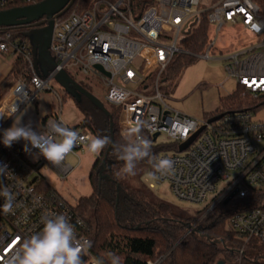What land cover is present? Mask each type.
Wrapping results in <instances>:
<instances>
[{"label": "built area", "instance_id": "1", "mask_svg": "<svg viewBox=\"0 0 264 264\" xmlns=\"http://www.w3.org/2000/svg\"><path fill=\"white\" fill-rule=\"evenodd\" d=\"M37 2L0 0V10L17 3ZM132 2L101 0L83 12L74 9L55 18L49 51L56 66L45 77L34 67L32 47L14 40L10 30L0 27V51L23 55L33 71L30 83L17 82L0 107V114L5 115L0 118V164L8 168L0 175V191L7 188L15 198L13 212L5 214V198L0 196V264H9L22 241L42 230L41 218L49 213L68 217L77 237L92 243L85 217L55 189L44 188L46 180L41 172L45 167H53L66 177L73 170L68 156H78L76 150L88 145V138L94 137L92 133L68 126L58 117L59 111L56 118L45 121L39 132L46 133L48 122L55 121L84 138L60 166L49 164L42 156L34 159L17 142L11 148L2 143L9 121L33 102L40 91L53 90L50 81L63 69L68 72V68H77L85 76L99 77L106 87L105 101L119 107L120 133L139 125L140 135L147 139L157 142L164 137L161 143L169 148L157 160L169 158L174 162L173 168L166 175L155 171L154 180L149 183L151 188L166 183L177 198L203 207L210 204L208 210L229 197L248 198L264 193V122L255 120L250 110L228 113L212 123L208 119L197 120L170 107L160 90L162 78L176 54L211 58L213 40L201 54L179 46L180 40L192 34L201 21V0H153L140 15L133 11ZM258 12L259 6L252 0H220L210 7L207 19L216 25L217 32L225 24H242L249 33L260 36L264 35V18ZM221 59L226 74L238 86L255 98L264 95V40L227 52ZM97 65L109 75L98 70ZM114 89L124 94L118 103L110 99ZM203 125L205 128L190 146L180 151V145ZM228 222L230 231L244 244L252 240L264 242L263 207L244 209L230 216ZM83 259L85 264H96L97 260L91 248ZM161 259L148 260L147 264H159Z\"/></svg>", "mask_w": 264, "mask_h": 264}, {"label": "trees", "instance_id": "2", "mask_svg": "<svg viewBox=\"0 0 264 264\" xmlns=\"http://www.w3.org/2000/svg\"><path fill=\"white\" fill-rule=\"evenodd\" d=\"M97 1L101 0H75L64 15L74 9L83 12ZM152 1L134 0L133 11L140 15ZM252 1L259 6L258 16L264 18V0ZM24 5L26 4L17 3L9 8ZM203 9L199 25L192 34L183 37L179 42L182 49L194 54L205 52L213 40L207 19L210 7ZM35 28L30 24L6 29L12 32L14 40H22L32 47L26 33ZM12 52L16 55L15 64L10 75L0 83V99L15 82L20 80L30 83L33 75L25 57ZM195 59L194 55L176 54L167 69L168 74L175 77L192 65ZM36 71L42 73L40 68ZM80 84L92 92L86 84ZM242 92L248 93L243 87L238 86L235 91L222 97L221 106L214 112L208 113L205 119L240 110L253 112L264 105V95L249 100L241 96ZM66 96L69 94L66 93L64 99ZM75 102L83 114V119L73 129L90 131L94 137L111 138V117L114 122L115 144L126 143L119 130V107L106 105L104 102L110 112V115H106L85 96L80 100L75 99ZM148 140L151 142L152 155L156 159L169 148L163 143L153 141L152 138ZM108 146L98 153L89 173L91 195L82 197L76 205L88 223L92 239L91 250L97 259H102L104 264H110L108 254L115 253L120 258V264H147L148 260H157L170 251L160 264H218L219 261H224V264L228 261H236L238 264H264V242L252 240L244 244L233 232L226 229V221L233 214L255 206L264 208V193L219 202L189 234H186L187 230L208 210L210 204L195 213H190L159 199L139 178L142 172L154 176L155 169L148 159L137 162L135 175L122 174L123 161L118 158L113 147L108 154L111 165L107 164L102 170V162ZM44 188L51 187L46 183ZM90 213L94 214L95 227L90 221ZM242 248H244L243 252H241Z\"/></svg>", "mask_w": 264, "mask_h": 264}, {"label": "rangeland", "instance_id": "3", "mask_svg": "<svg viewBox=\"0 0 264 264\" xmlns=\"http://www.w3.org/2000/svg\"><path fill=\"white\" fill-rule=\"evenodd\" d=\"M219 1L201 0V7L209 8ZM210 33L214 41V47L210 50L211 58L196 57L192 65L183 69L175 77L169 75L167 70V73H165L160 83V90L165 102L173 109L197 120H204L208 113L214 112L221 106L222 97L227 96L238 88L237 81L234 78H229L226 74L224 68L225 62L221 59L222 55L234 51L244 46V44L248 45L256 41L264 40V35L257 36L251 34L242 24H236L234 26L225 24L220 32H217L215 24H210ZM181 54L185 55L184 53ZM68 72L78 82L86 84L93 94L108 105L105 101L106 87L97 75L85 76L79 73L77 68H68ZM50 86L53 90L40 91L37 98L31 104H35V101L40 98L43 92H48V94L52 95L54 101L58 104V96L63 97L66 92L55 79L50 81ZM241 96L249 100L256 99L251 94L245 92H242ZM75 103L73 97L70 95L66 96L65 108L67 106H75ZM253 113L255 120L264 122V105L253 111ZM163 138L161 136L157 143H161ZM76 151L78 156L70 155L67 158V162L70 163L73 170L66 177L60 176L57 168L45 167L41 170L47 186L55 189L67 202L74 206L78 204V201L82 197H87L92 193L89 173L98 156V154H93L88 151V145ZM139 178L144 186L153 192L156 197L172 203L180 209L195 213L204 206L177 198L166 183L151 188L149 183L154 180V177L149 173L142 172L139 174ZM222 186L223 182L219 185V188H222ZM89 217L92 225L95 227L94 214L90 213ZM201 217L194 225H197L203 220L204 217ZM193 228H189L186 234H189ZM226 229L230 231L228 220L226 221ZM226 264H238V262L228 261Z\"/></svg>", "mask_w": 264, "mask_h": 264}, {"label": "clouds", "instance_id": "4", "mask_svg": "<svg viewBox=\"0 0 264 264\" xmlns=\"http://www.w3.org/2000/svg\"><path fill=\"white\" fill-rule=\"evenodd\" d=\"M123 95V92L114 89L110 99L118 103ZM4 116L0 114V118ZM47 129L46 133L37 132L30 124L22 125L19 119L3 131L2 143L5 147L11 148L15 142L23 140L26 154L34 159L42 156L49 164L60 166L66 156L84 138L71 128L55 121H49ZM121 135L126 141L123 145L113 144L108 136L90 137L88 151L98 154L112 144L118 158L123 161L121 173L126 175H135L137 162L146 158L160 175H166L171 171L174 162L169 158L157 160L152 155L151 142L140 135L139 125L124 129ZM7 171V165L0 164V175ZM0 196L5 198L2 211L5 214L12 213L15 199L12 193L4 188L0 191ZM41 222L42 230L22 241L9 264H85L83 257L92 247V243L77 237L68 217L63 214L49 213L41 218ZM108 256L110 264H120V258L115 253H109ZM96 264H104V261L97 259Z\"/></svg>", "mask_w": 264, "mask_h": 264}, {"label": "water", "instance_id": "5", "mask_svg": "<svg viewBox=\"0 0 264 264\" xmlns=\"http://www.w3.org/2000/svg\"><path fill=\"white\" fill-rule=\"evenodd\" d=\"M75 0H42L34 4L12 7L5 10H0V27H15L20 25H34L36 28L26 33L32 45L34 55V67L40 68L41 74L45 77L48 72L53 70L56 66V62L50 54V45L53 34L54 19L62 16L69 8L73 5ZM96 68L101 72L106 73L100 65ZM54 79L60 84L64 91L76 100H80L82 96L89 99L97 108L103 111L106 115H110L109 110L105 106L104 102L92 92L88 91L73 77H71L66 70L59 71ZM224 114L214 115L207 120L208 123L215 122L221 119ZM205 128L203 125L192 137L187 141L183 142L179 150L183 151L190 146L195 140L197 135ZM110 135L111 141L115 144L114 138V122L110 117ZM158 134H155L154 140H156ZM110 144L107 148L104 160L102 162L103 169L106 165H111L108 160V154L112 148ZM231 197L227 198L225 202L230 200ZM211 210V209H210ZM210 210L205 212L201 218H203ZM170 252V251H169ZM165 254L160 263L169 254ZM159 263V264H160ZM218 264H224V261H219Z\"/></svg>", "mask_w": 264, "mask_h": 264}, {"label": "crops", "instance_id": "6", "mask_svg": "<svg viewBox=\"0 0 264 264\" xmlns=\"http://www.w3.org/2000/svg\"><path fill=\"white\" fill-rule=\"evenodd\" d=\"M15 60L16 55L12 51H0V83H2L12 72ZM17 82H15L2 96L0 99V107L6 103L10 92L13 90ZM58 101V104H56L52 95L48 94V92H43L40 95V98L35 101V104H27L14 118L9 121L5 129L11 127L16 120L20 119L22 125L30 124L33 130L39 132L47 119L57 117V111H59L58 117H60L68 126L74 127L79 124L83 119V114L79 108L76 105H73L72 107L67 106L65 108L64 103L66 102V98L64 99V96H58ZM17 143L24 147L25 142L23 140Z\"/></svg>", "mask_w": 264, "mask_h": 264}]
</instances>
